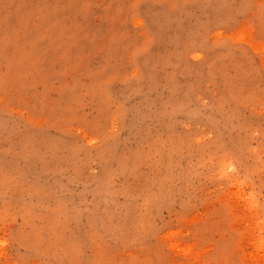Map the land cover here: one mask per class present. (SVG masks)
<instances>
[{
	"label": "rangeland",
	"instance_id": "374dc122",
	"mask_svg": "<svg viewBox=\"0 0 264 264\" xmlns=\"http://www.w3.org/2000/svg\"><path fill=\"white\" fill-rule=\"evenodd\" d=\"M0 264H264V0H0Z\"/></svg>",
	"mask_w": 264,
	"mask_h": 264
}]
</instances>
